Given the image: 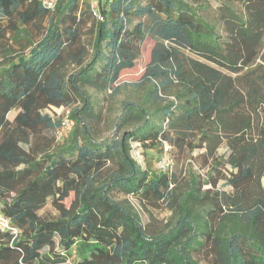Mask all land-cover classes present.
I'll list each match as a JSON object with an SVG mask.
<instances>
[{"label": "trees", "instance_id": "16d2710c", "mask_svg": "<svg viewBox=\"0 0 264 264\" xmlns=\"http://www.w3.org/2000/svg\"><path fill=\"white\" fill-rule=\"evenodd\" d=\"M214 1L209 18L207 0H0V213L18 229H0V264H264V0ZM148 37L146 94L107 129L88 89L110 91ZM135 142L191 156L185 190ZM130 198L169 223L150 230Z\"/></svg>", "mask_w": 264, "mask_h": 264}, {"label": "rangeland", "instance_id": "374dc122", "mask_svg": "<svg viewBox=\"0 0 264 264\" xmlns=\"http://www.w3.org/2000/svg\"><path fill=\"white\" fill-rule=\"evenodd\" d=\"M208 6H211L210 2L212 3V7L209 8V15L208 17H214L216 14L215 7L218 3L214 0H207ZM232 6L237 10L241 11V5L239 3H232ZM5 22V20H2ZM153 41L148 37L145 42L142 44L141 55L137 59V64L135 67L130 69L121 70L118 74H116L111 83L110 91L107 93H100L97 92L95 89L89 88L88 92L94 97L97 102L98 109L104 114L105 121H106V128L109 129L112 121L114 118L119 114L121 110L122 103L124 101H136L141 102L146 94V85L144 84L142 87H134L132 85L133 82L140 81L145 67L150 58V51L153 45ZM50 86L53 88V92L55 93V82H50ZM114 87H118V92L115 95H111V91ZM71 107H66L64 105L56 106L52 105L46 108L45 112L50 114L54 119H60L64 122L68 120V114L70 112ZM13 115V114H12ZM112 126V125H111ZM71 125H67V128L64 130H70ZM112 128V127H111ZM110 128V129H111ZM63 130H59L57 132V141L60 140V137L63 135ZM132 155L138 161V163L144 169L150 170H158V161L161 155L160 151L157 149H145L139 143L132 144ZM226 150V146L223 145L220 148V153H223ZM201 151L195 150L191 152L189 155H197ZM192 161L191 156L187 155V159L183 162H177L174 159V165L172 171L176 172L179 176V187L178 192L184 191L185 180L187 179V168L189 163ZM196 170H199L202 178H206V172L208 168L200 169L196 164L194 166ZM222 181L219 182L218 187H221ZM264 185V179H263ZM205 187H210V185H206ZM133 208L140 214L142 221L144 224L149 225L150 230H158L161 228L166 227L169 223L172 213L168 206L161 204L159 206H151L146 204L145 206L142 205L137 199L130 198ZM71 199L67 200V204L70 203ZM41 215L45 216H52L55 217L57 215V211L55 207L49 203L47 204L41 211ZM47 250V249H45ZM76 255L73 258H70L67 262L59 263V264H74ZM78 257V256H77Z\"/></svg>", "mask_w": 264, "mask_h": 264}, {"label": "built area", "instance_id": "2783aa9c", "mask_svg": "<svg viewBox=\"0 0 264 264\" xmlns=\"http://www.w3.org/2000/svg\"><path fill=\"white\" fill-rule=\"evenodd\" d=\"M43 5L46 6L47 8H55L57 5L58 0H41ZM174 165V161L171 158V156L165 152L161 157L159 158L158 161V167L161 169H166L168 167H172ZM0 229L2 230H10L14 234H18V229L15 228L11 221L2 213H0Z\"/></svg>", "mask_w": 264, "mask_h": 264}]
</instances>
